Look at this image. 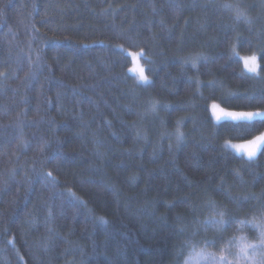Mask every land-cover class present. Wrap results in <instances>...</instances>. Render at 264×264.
<instances>
[{
  "label": "trees",
  "instance_id": "1",
  "mask_svg": "<svg viewBox=\"0 0 264 264\" xmlns=\"http://www.w3.org/2000/svg\"><path fill=\"white\" fill-rule=\"evenodd\" d=\"M211 102L264 110V0H0V264H264V116Z\"/></svg>",
  "mask_w": 264,
  "mask_h": 264
},
{
  "label": "rangeland",
  "instance_id": "2",
  "mask_svg": "<svg viewBox=\"0 0 264 264\" xmlns=\"http://www.w3.org/2000/svg\"><path fill=\"white\" fill-rule=\"evenodd\" d=\"M131 56H132L131 57L132 58V64H131L132 71L138 76L137 78L139 79V81L146 82L147 79H141V77H140L139 69L142 68V65H141V62H140L139 55L133 53ZM246 59L251 60V58L249 56H244L242 58L243 67H244V69L246 71L251 73V72H253V71H250L251 65L249 66V68L245 67V63L244 62H245ZM256 67H257V63H256V60H255V69H256ZM210 107H211V110H210L211 114H212L213 118L216 121L222 120V119H230V120L250 119L249 117L240 116V115L230 116V115H227V113H234V114L254 113V114H256V115L252 116L251 118L264 116V114H261V113L264 112V110H254V111H248V112H235V111H230V110H224L218 104H212ZM262 134H264V130L260 134L256 135L253 138L260 137ZM253 138H252V140L250 139V140L244 141V142H230V143H228V146L231 147L237 153H239L241 151V148H239L238 150H235V148H238L237 146H239V145H244V144H246V143H248L250 141H254L255 139H253ZM245 154H247V152Z\"/></svg>",
  "mask_w": 264,
  "mask_h": 264
},
{
  "label": "snow or ice",
  "instance_id": "3",
  "mask_svg": "<svg viewBox=\"0 0 264 264\" xmlns=\"http://www.w3.org/2000/svg\"><path fill=\"white\" fill-rule=\"evenodd\" d=\"M244 63H245L246 68H249V66L251 65L250 71L254 72L256 70L255 69V57H252L251 60L246 59ZM139 72H140L141 79H147V77L144 75L143 68H140ZM227 115H230V116L240 115V116H246V117L251 118L252 116L256 114L254 113H241V114L227 113ZM261 142H264V134H262L260 137H257L254 141L249 142L247 145H239L237 147L244 148L249 157H254L260 147ZM101 220H103V218H101ZM240 251L243 252L245 251V249L241 248Z\"/></svg>",
  "mask_w": 264,
  "mask_h": 264
},
{
  "label": "bare ground",
  "instance_id": "4",
  "mask_svg": "<svg viewBox=\"0 0 264 264\" xmlns=\"http://www.w3.org/2000/svg\"><path fill=\"white\" fill-rule=\"evenodd\" d=\"M237 53V52H236ZM256 53V52H255ZM139 55V54H138ZM252 55H253V53H252ZM245 55L244 54H240L239 55V60L240 61H242V58L244 57ZM257 56V55H256ZM129 57H131V56H129ZM139 58H140V56H139ZM138 58V59H139ZM250 58H252L251 56H250ZM256 58V57H255ZM130 61H132V58H131V60ZM139 61V60H138ZM140 61H142V60H140ZM257 61V60H256ZM132 64V63H131ZM142 64V63H141ZM140 66V65H139ZM143 68V67H142ZM244 68V67H243ZM245 70V69H244ZM246 71V70H245ZM133 73V72H132ZM252 73V72H251ZM135 74V73H134ZM136 76V75H135ZM148 78V77H147ZM212 104H217L216 102H211L210 103V105L209 106H211ZM224 108V107H223ZM210 109V108H209ZM211 113V112H210ZM250 138V137H249ZM252 252V251H251ZM240 253V252H239ZM244 261V260H243Z\"/></svg>",
  "mask_w": 264,
  "mask_h": 264
}]
</instances>
